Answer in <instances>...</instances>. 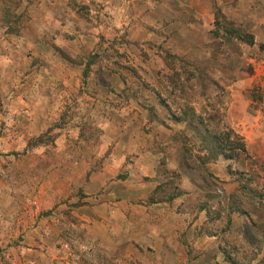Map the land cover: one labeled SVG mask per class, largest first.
<instances>
[{
  "label": "rangeland",
  "instance_id": "obj_1",
  "mask_svg": "<svg viewBox=\"0 0 264 264\" xmlns=\"http://www.w3.org/2000/svg\"><path fill=\"white\" fill-rule=\"evenodd\" d=\"M0 264H264V0H0Z\"/></svg>",
  "mask_w": 264,
  "mask_h": 264
}]
</instances>
